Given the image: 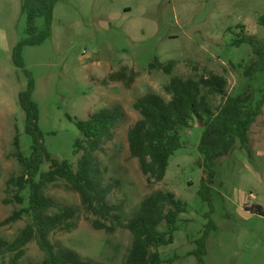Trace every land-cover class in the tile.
<instances>
[{"label": "rangeland", "instance_id": "obj_1", "mask_svg": "<svg viewBox=\"0 0 264 264\" xmlns=\"http://www.w3.org/2000/svg\"><path fill=\"white\" fill-rule=\"evenodd\" d=\"M22 4L23 0H0V239L11 241L30 219L24 212L19 219L3 222L27 206V188L17 191L6 181L21 171L12 156L15 136L22 153H30L31 139L18 103L28 73L43 145L52 157L68 160L73 168L79 156L73 153V141L82 136L72 121L87 119L103 107L117 106L122 113L112 138L96 153L104 181L117 184L108 201L122 203L120 223H114L110 233L94 229L90 223L94 216L84 210L78 194L56 180L46 185L45 193L75 208L76 227L51 233L52 243L98 264H121L131 241L122 225L144 196L159 189L186 204L172 242L157 249L161 264L168 260L197 264L191 252L210 209L215 229L206 239L204 264H264V104L249 126V151L237 141L229 154L214 162L209 202L198 193L204 174L196 148L202 125L196 120L181 129V146L169 157L157 183L147 181L126 142L127 130L138 118L132 107L135 98L152 92L168 100L164 85L172 75L198 78L213 72L226 79L228 95L248 86L253 103L260 98L264 71L251 77L243 74L256 56L250 45L234 40L242 30L264 45V25L258 22L264 0H57L50 35L37 45L25 43ZM35 24L42 27L43 19L37 18ZM17 44L22 67L12 59ZM154 60H173L171 73L149 68ZM207 98L214 111L221 98ZM47 166L43 162L41 171ZM43 258L34 240L17 260L13 253L0 250V264H40Z\"/></svg>", "mask_w": 264, "mask_h": 264}, {"label": "trees", "instance_id": "obj_2", "mask_svg": "<svg viewBox=\"0 0 264 264\" xmlns=\"http://www.w3.org/2000/svg\"><path fill=\"white\" fill-rule=\"evenodd\" d=\"M56 2L23 0L26 44L37 45L49 37ZM37 18L43 19L40 28L35 24ZM258 22L264 25V15L258 18ZM242 32H238L240 37L234 42L250 45L256 56L243 71L245 76L251 77L257 70L264 71V45H258L252 36ZM12 59L15 65L22 67L20 44L13 48ZM173 65V60L165 63L154 60L148 67L170 74ZM26 75L27 86L18 93V103L25 115V132L31 139L30 153L28 156L22 153L15 136L12 156L20 164L21 171L17 176L9 177L6 184L14 186L17 191L27 188V206L13 211L3 222L19 219L24 212L28 213L30 219L11 241L0 239V250L13 253V260H17L23 255L25 245L34 240L44 254L40 264H98L50 241L51 233L68 232L76 227V210L46 195L45 187L56 180H63L70 190L78 194L84 210L94 216V219H90L91 226L108 233L113 231V224L120 223L122 203L108 201V195L117 184L104 181V170L96 153L102 151L105 142L112 138L122 115L121 110L117 106L103 107L87 119L72 121L82 136L73 141V153H79L76 167L73 168L68 160H58L46 151L37 126V105L31 100L33 82L30 75ZM225 89L226 79L213 72L198 78L172 75L164 85L168 100L152 92L135 98L132 107L137 111L138 118L128 128L126 142L130 156L137 159L139 169L148 182L157 183L163 179L169 157L181 146V129L188 127L190 120H196L202 125L196 148L201 156L204 174L198 193L202 200L209 202L208 183H212L214 162L229 154L237 141L242 149L249 151V126L264 104V89H260V98L255 103L248 86L235 95H228ZM208 95L221 98L214 111ZM45 161L48 163L47 169L41 171ZM15 199L20 201L18 195H15ZM185 210L186 204L171 192L158 189L144 196L122 225L130 233L131 241L121 264H161L157 249L172 242L178 215ZM211 212L212 209L204 215L206 221L203 230L194 241L195 247L191 252L197 264H204L206 239L215 229ZM162 224L165 225L163 230L159 229ZM168 264H171V260H168Z\"/></svg>", "mask_w": 264, "mask_h": 264}]
</instances>
